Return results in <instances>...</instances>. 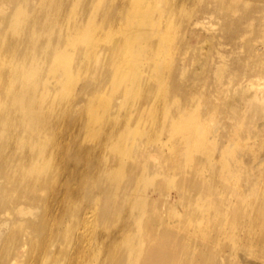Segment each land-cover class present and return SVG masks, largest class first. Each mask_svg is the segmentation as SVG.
I'll return each instance as SVG.
<instances>
[{
    "label": "bare ground",
    "instance_id": "bare-ground-1",
    "mask_svg": "<svg viewBox=\"0 0 264 264\" xmlns=\"http://www.w3.org/2000/svg\"><path fill=\"white\" fill-rule=\"evenodd\" d=\"M216 16L224 27L208 25L212 43L203 44L199 25ZM263 23L264 0H0V217L9 219L0 264H210L215 254L224 263L209 243L196 253L206 243H191V229L264 249L260 159L244 165L223 146L208 161L178 108L224 92L234 71L213 50L226 45L225 28L234 49L238 34L257 44ZM190 73L201 85H179ZM247 97L263 116L264 92L248 88ZM166 138L171 157L161 156ZM173 188L181 224L171 219Z\"/></svg>",
    "mask_w": 264,
    "mask_h": 264
},
{
    "label": "rangeland",
    "instance_id": "rangeland-1",
    "mask_svg": "<svg viewBox=\"0 0 264 264\" xmlns=\"http://www.w3.org/2000/svg\"><path fill=\"white\" fill-rule=\"evenodd\" d=\"M232 12L234 15L235 12ZM247 20L250 21L251 19ZM253 20L255 21V24H260L258 16ZM205 24L206 26L203 27ZM211 24H214L213 28L207 27ZM262 25H264V23ZM206 27L209 29L217 28L219 30L224 26L220 21H218L217 16L216 18H207L202 25H199L198 28L200 30L199 34L203 37V44L212 43L211 31H209ZM222 34L224 37H222L220 41L226 45L218 47L217 50L215 48L213 53L215 54V59L218 53H220V55L225 54L226 63L230 66V68H233L234 72L230 75V78L229 72L227 73L226 77H224V82L222 84L224 92L220 93L219 90L216 92V90L213 88L215 94H210L209 91L206 93V103L195 102L194 100L199 96L197 98L193 96V100L191 102L180 101L178 108L180 110L186 109V114H189V120L186 124H184L183 128H195L196 131H199L196 135L195 145L197 149H202L201 145H205V149L207 151L206 159L208 161H214L215 156H218V158L222 156L221 151L224 146V157L227 159H236L245 165V163H247V158L250 159L257 157L260 159L258 163H261V167H258V169L260 171H264V160H261V155L264 153V114L261 116L257 115L253 111H250L248 106L250 104V100L253 98L247 97L248 88L252 89L254 92H264V87L262 89L259 88V86H264V35L258 37L257 44H250V42H252L250 41L251 35H245L244 33L243 35L238 34L236 37L237 45L233 49L232 46L228 44L230 41L229 37L231 35L230 28H225ZM192 45H194V42ZM195 54L196 53L189 54L188 61L185 63V65L189 66L190 63L194 61L193 59ZM176 72L179 75L181 73L179 70ZM204 72H206V74L211 77L218 78L217 72H214V70H207L206 67ZM192 73H190L188 77L184 78L183 81L180 80L179 85L182 84L184 87H186L191 83L196 84L197 78ZM203 80L204 79H200L198 84L201 85ZM209 84L210 83H208L207 86ZM246 86L248 87L246 88ZM198 90L199 89L196 88V86L192 88L190 91L191 95H196L198 92H200ZM260 96H262V94H260ZM230 100L232 102L231 104L229 103ZM261 106L264 107V102H262ZM131 109L133 112H135L136 105H132ZM162 109L165 113H169L176 109V106L174 103L167 101L166 103L164 102L162 104ZM202 110L204 113H206L204 119H196L194 112H199V114H201L200 111ZM123 115L124 113L121 112V116ZM233 115L240 116L241 120H233ZM254 132H256L257 138L253 137ZM260 136H263V138L260 139ZM171 145L172 143L166 138V144H163V148L167 149L168 151L163 149L161 156L164 155L171 157L172 155H175L176 151L173 147H170ZM250 160L252 161V164L254 160ZM177 171L178 170H176L174 173L177 174ZM207 173L208 169L204 174L207 175ZM261 186L264 187L263 182L261 183ZM174 188L171 191L172 193L175 190L172 195L169 193L167 194V200L170 204L174 205L178 211V213H176V215H174V217L171 219L176 220L178 224H181L185 214L184 207L182 205L179 193ZM49 194V191L42 193L44 196H49ZM211 199L212 198H209L207 202H209ZM217 199L218 197L215 198V200ZM211 202L213 201L211 200ZM180 215L181 217L179 218ZM25 216H29L28 213L23 217ZM8 220V218L0 217V225H2V229H7L6 222ZM187 232L190 231L187 230ZM191 233V243L194 244V241L197 240H201V243L204 245L206 243L205 247L195 248L196 253H207L209 250V243L213 246V249L219 250L218 252L224 255V263L221 261L223 260L221 258H217L215 262L213 261V258L217 256L216 254L214 256H210L207 260L211 261L213 264H245L247 261L249 264H264V249L247 248L241 243H214V241L210 242L206 238H202V236L198 235L196 232H193V229H191ZM45 237H49L46 230L40 232V238ZM182 244L185 245V243ZM243 258H245V262L243 261ZM14 259L15 256H10V258L6 260L5 264H10L12 261H14ZM183 260L185 261V257H183ZM187 260L188 259L186 258V261ZM16 264H20L19 261Z\"/></svg>",
    "mask_w": 264,
    "mask_h": 264
}]
</instances>
